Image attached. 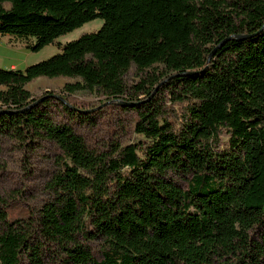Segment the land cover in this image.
Returning <instances> with one entry per match:
<instances>
[{
    "label": "trees",
    "instance_id": "1",
    "mask_svg": "<svg viewBox=\"0 0 264 264\" xmlns=\"http://www.w3.org/2000/svg\"><path fill=\"white\" fill-rule=\"evenodd\" d=\"M99 18L0 67V148L55 159L23 215L0 189V264H264V0H0V36L32 51ZM40 77L74 79L71 106L34 97ZM80 91L134 113L137 138L93 144Z\"/></svg>",
    "mask_w": 264,
    "mask_h": 264
},
{
    "label": "rangeland",
    "instance_id": "2",
    "mask_svg": "<svg viewBox=\"0 0 264 264\" xmlns=\"http://www.w3.org/2000/svg\"><path fill=\"white\" fill-rule=\"evenodd\" d=\"M103 23L104 20L100 18L90 21L73 32L61 36L56 43L47 45L40 51H32L23 41L0 36V67L25 69L31 64L60 53V44L75 40L84 33L98 30ZM142 76L137 67L133 66L128 71L126 80L129 85H132L140 81ZM72 81L74 79L65 77L53 79L40 77L29 83L27 88L37 98L44 96L47 92L62 95L64 85ZM140 97L144 98V95ZM70 100L73 106L83 109L102 106L94 112L93 125L81 127V131L87 134L93 144L98 140L108 144L112 140L130 142L137 138L134 131L136 115L132 112L118 111L110 106V100L106 96L80 91L70 96ZM173 106L169 104L166 110L168 116L171 114L175 117V111H180V107H176L173 111L171 109ZM17 144L7 143L0 148V189L11 205L13 214L21 216L24 211L33 209L40 201H43V188L50 170L54 167L55 159L48 144L32 151L28 148L21 151Z\"/></svg>",
    "mask_w": 264,
    "mask_h": 264
},
{
    "label": "water",
    "instance_id": "3",
    "mask_svg": "<svg viewBox=\"0 0 264 264\" xmlns=\"http://www.w3.org/2000/svg\"><path fill=\"white\" fill-rule=\"evenodd\" d=\"M245 37H247V36H245ZM188 74H191V73H188ZM53 97H55V98H57V99H59V100H62V101H64L68 106H71V104H70L69 102H67V101L64 99L63 96H61V95H59V94H54ZM41 99H42V98H41ZM41 99H39L36 103H39V102L41 101ZM110 103H111V102H109V104H110ZM105 105H107V103H106ZM101 107H102V106L97 107V108H93V109H89V110H86V111H85V110H81V111H84V112H94V111L100 109ZM73 109H75V108L73 107ZM75 110L79 111V109H75Z\"/></svg>",
    "mask_w": 264,
    "mask_h": 264
}]
</instances>
